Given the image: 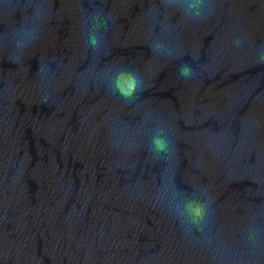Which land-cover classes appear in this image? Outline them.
I'll use <instances>...</instances> for the list:
<instances>
[{
  "label": "water",
  "instance_id": "obj_1",
  "mask_svg": "<svg viewBox=\"0 0 264 264\" xmlns=\"http://www.w3.org/2000/svg\"><path fill=\"white\" fill-rule=\"evenodd\" d=\"M0 264H264V0H0Z\"/></svg>",
  "mask_w": 264,
  "mask_h": 264
},
{
  "label": "clouds",
  "instance_id": "obj_2",
  "mask_svg": "<svg viewBox=\"0 0 264 264\" xmlns=\"http://www.w3.org/2000/svg\"><path fill=\"white\" fill-rule=\"evenodd\" d=\"M192 72V69L188 67L187 65L183 66L181 68V74L182 75H189Z\"/></svg>",
  "mask_w": 264,
  "mask_h": 264
}]
</instances>
